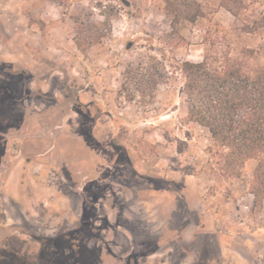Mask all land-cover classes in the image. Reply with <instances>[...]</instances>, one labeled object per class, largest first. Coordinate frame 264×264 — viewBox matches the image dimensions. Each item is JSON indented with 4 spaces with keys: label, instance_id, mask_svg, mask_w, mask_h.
<instances>
[{
    "label": "rangeland",
    "instance_id": "obj_1",
    "mask_svg": "<svg viewBox=\"0 0 264 264\" xmlns=\"http://www.w3.org/2000/svg\"><path fill=\"white\" fill-rule=\"evenodd\" d=\"M195 1L233 47L264 49V27L235 32V11L264 23V0ZM169 22L163 0H0V248L15 264H264L255 161L236 181L209 171L174 88L122 86L161 53L201 61L207 20L183 21L184 43Z\"/></svg>",
    "mask_w": 264,
    "mask_h": 264
},
{
    "label": "trees",
    "instance_id": "obj_2",
    "mask_svg": "<svg viewBox=\"0 0 264 264\" xmlns=\"http://www.w3.org/2000/svg\"><path fill=\"white\" fill-rule=\"evenodd\" d=\"M163 1L171 30L166 38L172 42H185L180 35L183 21L195 24L199 19L207 20L199 43L203 49L201 61L165 59L161 53L150 63L127 67L123 88L129 91L136 85L143 98L151 86L174 88L187 105V116L180 124H194L203 133L204 152L210 156L206 161L209 171L224 170L226 177L236 181L241 179L244 164L253 160V183L258 196L264 197V65L254 64L264 60V49L233 47L226 38L229 30L207 19L195 0ZM261 27L264 23L257 26L240 22L235 11V32L254 35ZM74 41L81 51L87 45L85 35L81 42L78 38ZM186 135L193 136L192 130Z\"/></svg>",
    "mask_w": 264,
    "mask_h": 264
},
{
    "label": "flooded vegetation",
    "instance_id": "obj_3",
    "mask_svg": "<svg viewBox=\"0 0 264 264\" xmlns=\"http://www.w3.org/2000/svg\"><path fill=\"white\" fill-rule=\"evenodd\" d=\"M0 264H15V257L0 248Z\"/></svg>",
    "mask_w": 264,
    "mask_h": 264
}]
</instances>
